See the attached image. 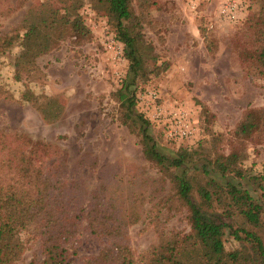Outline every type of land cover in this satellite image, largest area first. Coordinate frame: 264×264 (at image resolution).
Returning <instances> with one entry per match:
<instances>
[{
    "label": "trees",
    "instance_id": "16d2710c",
    "mask_svg": "<svg viewBox=\"0 0 264 264\" xmlns=\"http://www.w3.org/2000/svg\"><path fill=\"white\" fill-rule=\"evenodd\" d=\"M86 1L93 13L106 18L127 61L120 85L111 93L118 103L117 120L135 136L142 156L159 172L158 178L147 179L151 183L167 180L171 196L185 207L188 229L159 231L135 255L126 235L128 226L139 219L135 204L115 211L123 201L107 195L105 181L84 201L78 194L83 191L80 185L65 178V150L22 132L0 131V264L20 260L26 244L24 231L39 241L41 258L32 264H76L72 239L81 220L91 235L102 240L86 264H264V163L256 173L240 167L245 141L264 143V104L243 111L227 139V153L214 147L212 152L179 148L171 158L160 153L146 129L152 122L132 111L138 84L166 67L143 32L149 0ZM84 2L41 0L26 9L19 26L0 36V54L15 48L6 66L9 76L0 70V98L28 104L46 124L61 117L63 105L48 91L47 75L37 58L57 49L65 39L75 45L91 39L79 12ZM252 9L231 38V48L242 70L264 81V0H256ZM207 21L199 27L202 36ZM202 117L208 131L214 115L205 105ZM222 138L211 135V143L215 146ZM188 164L192 173L187 171ZM228 175L237 182H231ZM249 189L257 195L249 194ZM226 234L236 243L232 249L224 246Z\"/></svg>",
    "mask_w": 264,
    "mask_h": 264
},
{
    "label": "rangeland",
    "instance_id": "374dc122",
    "mask_svg": "<svg viewBox=\"0 0 264 264\" xmlns=\"http://www.w3.org/2000/svg\"><path fill=\"white\" fill-rule=\"evenodd\" d=\"M40 1L1 0L0 36L19 26L26 9ZM221 2L202 0L199 12L194 13L186 9L182 0H149L150 9L142 22L143 32L166 67L157 76L138 84L135 99L136 94L154 90L159 102L181 106L196 120L194 136L179 143L164 140L156 125L147 124L156 150L170 158L179 148H205L212 152L214 147L227 153V139L243 111L264 104L263 78L244 72L231 48V38L245 14L254 10L256 0H245V8L236 23L217 18ZM79 12L90 30L91 39L82 45L65 39L57 49L37 58V64L47 75L48 91L63 105L61 117L46 124L28 104L0 98V131L22 132L65 150V178L80 185L83 191L78 194L84 201L101 181H105L107 195L116 202L123 201L120 208L115 203L118 206L115 211H124L130 203L135 204L139 219L128 226L126 234L135 254L146 249L159 231H186V209L171 196L167 180L151 183L147 179L158 178L159 172L144 159L135 136L117 120L118 103L111 93L120 85L127 61L122 58L112 62L104 49L102 41L112 36V27L103 15L90 10L86 0ZM203 18L208 20L206 27L212 23L211 28L204 27V36L199 30ZM14 50L12 47L0 54V70L4 76L9 73L6 66ZM202 105L214 115L207 125L209 132L204 128ZM132 111L136 114L139 109L134 105ZM216 134L223 138L214 146L211 135ZM245 143L240 167L245 172L263 170L264 143ZM187 171L193 172L189 164ZM212 176L221 181L216 175ZM227 178L233 183L238 180L230 175ZM242 184L246 186L244 180ZM249 194L257 195L250 189ZM129 197H134V201L128 203ZM262 220L264 224V217ZM22 237L26 241L25 249L15 264L38 262L41 258L38 239H31L27 231ZM101 245L102 240L91 235L81 220L72 239L76 252L73 262L86 264V259L96 254ZM224 246L232 249L236 243L226 234Z\"/></svg>",
    "mask_w": 264,
    "mask_h": 264
},
{
    "label": "built area",
    "instance_id": "2783aa9c",
    "mask_svg": "<svg viewBox=\"0 0 264 264\" xmlns=\"http://www.w3.org/2000/svg\"><path fill=\"white\" fill-rule=\"evenodd\" d=\"M187 10L195 12L202 0H182ZM245 0H222L216 15L218 19L227 22H236L244 10ZM212 23L207 24L211 28ZM104 49L112 62L122 60V46L112 36L102 41ZM154 90L144 94H136L135 106L139 112L158 127L162 136L169 142L179 143L194 136L196 120L181 106L159 102Z\"/></svg>",
    "mask_w": 264,
    "mask_h": 264
}]
</instances>
